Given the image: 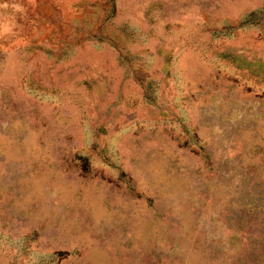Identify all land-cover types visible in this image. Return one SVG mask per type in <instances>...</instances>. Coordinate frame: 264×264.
I'll return each instance as SVG.
<instances>
[{
    "label": "rangeland",
    "instance_id": "obj_1",
    "mask_svg": "<svg viewBox=\"0 0 264 264\" xmlns=\"http://www.w3.org/2000/svg\"><path fill=\"white\" fill-rule=\"evenodd\" d=\"M0 264H264V0H0Z\"/></svg>",
    "mask_w": 264,
    "mask_h": 264
}]
</instances>
